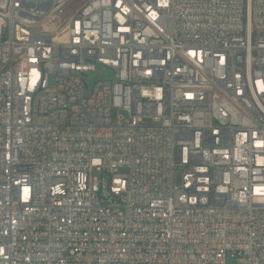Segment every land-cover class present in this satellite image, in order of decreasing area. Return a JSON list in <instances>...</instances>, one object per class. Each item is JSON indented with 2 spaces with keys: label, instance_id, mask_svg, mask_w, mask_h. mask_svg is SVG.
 <instances>
[{
  "label": "built area",
  "instance_id": "2783aa9c",
  "mask_svg": "<svg viewBox=\"0 0 264 264\" xmlns=\"http://www.w3.org/2000/svg\"><path fill=\"white\" fill-rule=\"evenodd\" d=\"M228 258L264 264V0H0V264Z\"/></svg>",
  "mask_w": 264,
  "mask_h": 264
},
{
  "label": "rangeland",
  "instance_id": "374dc122",
  "mask_svg": "<svg viewBox=\"0 0 264 264\" xmlns=\"http://www.w3.org/2000/svg\"><path fill=\"white\" fill-rule=\"evenodd\" d=\"M81 78L86 79L87 88L84 89V94L86 96H89L91 93L92 87L96 81L104 80V79H112L113 76H112V73H110L107 69L97 68L93 71L86 72V75H82ZM145 121H148V120L145 119ZM94 174L99 178L101 177V173L97 171H95ZM226 263L227 264H239V262L234 258H228Z\"/></svg>",
  "mask_w": 264,
  "mask_h": 264
}]
</instances>
